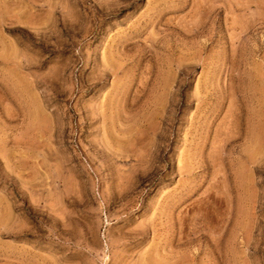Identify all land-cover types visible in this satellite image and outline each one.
<instances>
[{
	"label": "rangeland",
	"instance_id": "rangeland-1",
	"mask_svg": "<svg viewBox=\"0 0 264 264\" xmlns=\"http://www.w3.org/2000/svg\"><path fill=\"white\" fill-rule=\"evenodd\" d=\"M0 264H264V0H0Z\"/></svg>",
	"mask_w": 264,
	"mask_h": 264
}]
</instances>
